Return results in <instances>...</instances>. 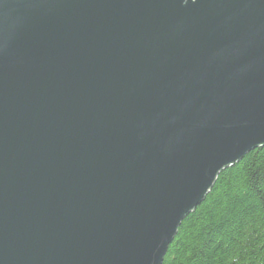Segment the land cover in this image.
<instances>
[{
	"label": "water",
	"instance_id": "water-1",
	"mask_svg": "<svg viewBox=\"0 0 264 264\" xmlns=\"http://www.w3.org/2000/svg\"><path fill=\"white\" fill-rule=\"evenodd\" d=\"M264 147V0H0V264H162Z\"/></svg>",
	"mask_w": 264,
	"mask_h": 264
},
{
	"label": "trees",
	"instance_id": "trees-1",
	"mask_svg": "<svg viewBox=\"0 0 264 264\" xmlns=\"http://www.w3.org/2000/svg\"><path fill=\"white\" fill-rule=\"evenodd\" d=\"M162 264H264V147L217 176Z\"/></svg>",
	"mask_w": 264,
	"mask_h": 264
}]
</instances>
